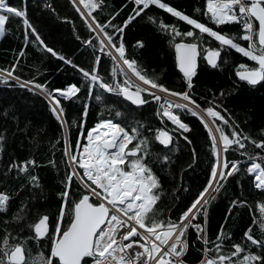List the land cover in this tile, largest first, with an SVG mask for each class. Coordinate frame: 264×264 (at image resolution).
Returning <instances> with one entry per match:
<instances>
[{
    "label": "snow or ice",
    "instance_id": "snow-or-ice-1",
    "mask_svg": "<svg viewBox=\"0 0 264 264\" xmlns=\"http://www.w3.org/2000/svg\"><path fill=\"white\" fill-rule=\"evenodd\" d=\"M69 3L90 33L82 41L83 45L94 49L87 69L48 46L30 22L25 7L11 6L7 0H0V34L6 31L10 18H18L25 40L30 34L38 49L71 65L81 76L79 87L68 83L51 89L47 81L41 83L34 77L23 79L15 70L24 48L10 66L0 67V85L26 89L46 99L63 133L48 142L49 149L57 152L58 142L62 140L59 161L53 156L44 162L56 171L62 186L56 194L59 208L54 217L47 211L32 208L37 202V190L40 200L44 198L36 172L41 164L34 156L23 160L13 156L0 168V184L8 185L9 180L18 183L12 195L8 191L10 185L0 190V213H7L11 200L19 192L26 189L31 195V205L25 197L11 217L3 221L0 264H187V253L193 248L200 253L196 264H264V129L260 130L259 139L245 132L223 106V89L219 93L212 92L207 100L199 97L201 103L192 92L200 58L209 66L219 68L218 58L227 49L251 62L235 65L234 84L244 82L254 88L264 83V0H204L203 7L194 8L193 12H202L206 22L164 0H131L132 11L119 25L112 22L119 9L111 12L103 23L97 19L93 10L102 11L106 7L104 0H69ZM150 6L164 10L191 27L182 31L177 23L158 20L155 15L146 13ZM46 7L55 13L50 5ZM142 14L158 32L168 37L175 53V67L184 81L182 91L168 88L159 74L149 75L135 58L129 57L124 33ZM233 23L239 25L235 33L209 26ZM76 38L79 40L80 36ZM213 42L218 46H212ZM132 46L143 48L144 42L137 39ZM105 57L111 63L109 67L105 61L106 71L101 75L99 65ZM84 92L87 96L80 100L81 118L73 121L72 126L86 127L85 118L93 102L100 107V112L93 125L87 127L86 135L77 136L73 149L61 99H76L78 93L83 95ZM109 97H122L127 103L116 100L109 103ZM149 104L155 105L153 115L159 120V127L137 119L138 112ZM12 111L9 106L0 115L13 121V132H25L28 123L20 128V121L11 115ZM185 113L196 118L207 133L206 182L182 209L177 188H173L170 199L174 203L165 210L160 203L167 192L159 174L170 172L166 165L175 163L171 159V154L177 151L175 136L192 145L186 135L192 129L182 118ZM166 121L174 127H168ZM5 140L4 132L0 131V149L4 148ZM249 145L260 151L250 153ZM229 156L236 158L229 159ZM234 176L239 177L236 184L241 189L240 194L230 200L225 220L214 238L209 239L210 205L225 192L228 180ZM245 179L250 185L249 192L259 193L261 197L255 200V213L253 204L244 195ZM236 208H248L252 223L243 230L239 242L229 243L232 233L225 231L224 225ZM9 224L17 225L18 230L13 232L7 227ZM254 227L259 236L254 235ZM193 233L194 239L191 238ZM29 243L36 245L35 254L28 247Z\"/></svg>",
    "mask_w": 264,
    "mask_h": 264
},
{
    "label": "trees",
    "instance_id": "trees-1",
    "mask_svg": "<svg viewBox=\"0 0 264 264\" xmlns=\"http://www.w3.org/2000/svg\"><path fill=\"white\" fill-rule=\"evenodd\" d=\"M164 2L201 22H206L202 12H193L194 8L203 7L204 0H164ZM7 3L11 6L26 8L30 22L37 28L41 38L48 46L61 55L72 59L73 63L86 69L90 68L94 49L82 44L83 39H86L90 33L69 0H7ZM104 3L106 7L102 11L93 10L101 23L108 18L111 12H116L119 9L117 16L112 21L119 25L133 8L131 0H104ZM46 5L54 8L55 13L51 12ZM146 13L155 15L158 20L163 19L165 23H177L182 31H186L191 27L186 25V22L178 21V18L172 17L171 14L155 6H150ZM209 26L226 33H235L239 28V25L235 23L228 26L217 27L211 24ZM5 27L6 31L0 34V67L10 66L16 60V54L20 52L21 48H24V54L19 57L18 68L15 70L17 75H20L23 79L34 77L41 83L47 81L49 89L62 88L68 83H74L78 87L81 86V76L71 65L65 64L58 58L52 57L51 54L38 49L37 45L32 43L33 38L30 34L28 40L24 39V30L18 18H10ZM77 35L80 36L79 40L76 38ZM137 39L144 42L143 48L132 46ZM205 39H207L206 34ZM124 40L129 57L135 58L149 75L159 74L161 82L165 83L170 89L177 91L184 89L182 75L175 68L174 53L168 43V37L158 32L150 22L146 21L144 14L126 29ZM212 46L218 45L213 42ZM243 46H246V42ZM105 61L110 67V60L106 57L103 58L99 65L101 75H104L106 71ZM218 63L220 67L214 68L209 66L202 57L200 58L197 74L192 80L194 98L197 99L198 103H201L199 97H205V100H207L211 97L212 92L219 93L223 89L225 92L222 100L223 106L228 109V112L245 132L250 133L254 138H261L260 130L264 129V83L258 84L254 88L249 87L244 82H240L238 85L234 84V80L237 79L234 74L235 65L251 62L232 49L222 52L218 58ZM230 89L232 91H229ZM86 96L87 93L84 92L83 95L78 93L76 99H61V105L66 113L64 119L70 126V143L73 149L76 147L77 136L86 135L87 127L93 125L98 118L97 113L100 112V107L93 102L85 118L86 127L72 126L73 121H78L81 118L83 105L80 100H83ZM114 100L123 102L122 97H109V103ZM9 106L13 109L11 115H15L20 121L19 127L24 128L25 123H28L29 127L25 132H13L15 127L13 121L0 115V131H3L6 137L3 142L4 148L0 149V168L13 156L17 160L34 156L41 164L36 172L43 186L44 198L40 200V191L37 190L35 193L37 202L32 205V208L33 211H47L54 217L59 208V198L56 194L62 190V186L56 171L46 166L44 162L53 156L57 161L60 159L59 150L63 149L62 140L58 142L57 152H52L48 147L50 140H55L57 135H63L59 122L49 111L47 101L43 97L33 95L26 89H8L0 85V113ZM202 106L205 105L202 103ZM154 111L155 105L149 104L143 111L138 112L137 119L145 121L149 126L159 127L160 122L153 115ZM104 115L107 116L108 113L105 112ZM182 118L184 122L190 124L192 129L190 133L186 134L192 141V145L189 146L182 137L175 136L174 142L177 144V151L171 154V159L175 163L171 166L166 165V167H170V172L158 173L163 189L167 192L160 203V207L165 210L174 203V200L170 199L173 188H177L181 209L186 207L187 203H190L191 199L194 198V194L206 182L209 167L207 163L209 148L205 129L196 118L186 113L182 114ZM166 123L168 127H174L169 121H166ZM146 131L147 128H145ZM33 137H35V140H33ZM159 147L163 148L164 146ZM248 151L252 153L260 150L249 145ZM231 158L236 157L229 156V159ZM238 178V176L231 177L227 182L225 192L221 193L219 198L210 205L207 225L209 239L214 238L221 222L225 220L224 214L228 211L230 200L240 194L241 189L236 184ZM8 185L12 187L8 188ZM8 185L0 184V190L8 188L9 194L12 195L13 189L18 187V183L9 180ZM179 185L182 186L178 187ZM249 187L250 185L245 179L243 183L244 195L253 204V212L255 213V200L261 197L259 193L249 192ZM73 188H75V185H73ZM25 197L29 198L31 205V195L26 189L14 195L7 213H0V229L5 227L3 221L11 217L17 205ZM173 215L175 216L176 213H173ZM256 215L258 216V213ZM251 223L252 214H250L248 208L233 209L224 225L225 231L230 230L232 233L229 243L239 242L243 230ZM7 227L12 229L13 232L18 230V226L14 224H9ZM253 233L259 236L255 227ZM24 235H28L27 230L24 231ZM191 238H195L194 233ZM28 247L31 248L33 254L38 250L34 243H29ZM43 247L44 245L41 243L40 248ZM196 247H200L199 242H197ZM252 251H256V249L252 248ZM199 258L200 253L194 248L190 249L186 256L187 264H196Z\"/></svg>",
    "mask_w": 264,
    "mask_h": 264
},
{
    "label": "water",
    "instance_id": "water-1",
    "mask_svg": "<svg viewBox=\"0 0 264 264\" xmlns=\"http://www.w3.org/2000/svg\"><path fill=\"white\" fill-rule=\"evenodd\" d=\"M174 53V50H173ZM174 62H175V53H174ZM176 68V67H175ZM176 70L179 72V70L176 68ZM180 73V72H179ZM181 74V73H180ZM182 75V74H181Z\"/></svg>",
    "mask_w": 264,
    "mask_h": 264
},
{
    "label": "bare ground",
    "instance_id": "bare-ground-1",
    "mask_svg": "<svg viewBox=\"0 0 264 264\" xmlns=\"http://www.w3.org/2000/svg\"><path fill=\"white\" fill-rule=\"evenodd\" d=\"M82 7V6H81ZM181 76V75H180Z\"/></svg>",
    "mask_w": 264,
    "mask_h": 264
}]
</instances>
